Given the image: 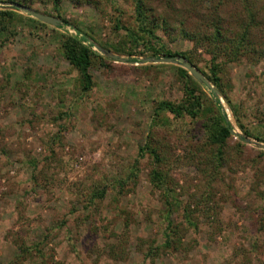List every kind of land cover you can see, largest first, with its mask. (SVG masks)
Returning a JSON list of instances; mask_svg holds the SVG:
<instances>
[{
    "label": "rangeland",
    "instance_id": "obj_1",
    "mask_svg": "<svg viewBox=\"0 0 264 264\" xmlns=\"http://www.w3.org/2000/svg\"><path fill=\"white\" fill-rule=\"evenodd\" d=\"M10 2L65 24L34 22L8 8ZM147 2L170 15V6L187 0ZM1 10L18 14L0 31V264H264V149L241 137L260 141L247 130L264 138V58L224 65L237 113L220 91L234 133L211 189L197 162L199 155L207 159L197 149L209 150L198 136L200 121L155 119L159 100L185 97L184 81L179 65L140 63L151 56L124 42V26L135 27L134 0H61L59 10L52 0H0ZM239 10L229 3L224 12L237 19ZM256 12L255 31L264 43V0ZM76 29L95 51L94 43L120 47L109 50L127 59L98 51L105 64L91 68L96 84L87 94L61 48L60 35L80 37ZM166 44L192 48L180 37ZM206 58L199 56L200 66ZM151 133L183 200L199 204V225L188 228L180 249L146 256L164 231L160 193L149 178L153 158L139 155ZM104 186L106 196L92 201ZM23 244L36 251L16 259Z\"/></svg>",
    "mask_w": 264,
    "mask_h": 264
},
{
    "label": "trees",
    "instance_id": "obj_2",
    "mask_svg": "<svg viewBox=\"0 0 264 264\" xmlns=\"http://www.w3.org/2000/svg\"><path fill=\"white\" fill-rule=\"evenodd\" d=\"M60 1L52 0L57 10H59ZM134 1L135 27L124 26L126 31L124 42L131 44L134 49L143 46V53L150 56L181 55L186 57L222 92L230 104L232 103L228 92L230 82L224 73V65L247 56L264 58L263 39L255 31L260 24V13L256 12L258 0H187L181 8L170 6L173 10V14L170 15H167L165 11L157 12L147 0ZM207 2L209 3L207 4ZM229 3H234L236 7L239 6L244 16L240 13V15H236V19L235 15L230 16L229 13L224 12ZM17 14L13 10H1L0 31L8 29ZM30 18L34 22L45 24L33 17ZM64 21L67 22L65 19ZM117 23L118 29L121 28L119 20ZM64 24L62 23L60 26ZM76 31L81 38L66 33L60 35L61 48L64 57L79 73V85L82 93L87 94L93 90L96 84L91 68L97 62L105 64L106 58L92 48L93 43L88 35L79 29ZM176 37L190 41L192 48L187 50L170 49L166 40L174 41ZM109 49L118 52L124 51L120 47H110ZM201 54L207 57L204 60L205 67L199 65ZM176 68L179 77L184 81L185 97L179 102L159 100L154 111L155 119L169 120L171 125V118L183 120L188 118L195 122L200 121L198 126L200 135L198 133V136L200 139H204L202 143L209 150L197 149L196 153L203 152L207 157L205 161H202L199 155L197 162L207 177V186L215 189L214 184L225 164V149L233 134V125L228 119L219 96L211 91L212 96L210 97L204 90L205 84L200 85L185 68L180 66ZM231 105L236 114V107ZM237 119L239 121V116ZM241 126L243 127L242 124ZM191 130V127L185 128L186 132H191ZM246 132L260 141H264L263 137L251 134L247 130ZM146 154L153 158L154 166L149 178L154 188L160 193V212L164 222L163 242L160 245L151 246L146 255L155 256L161 251L178 250L182 247L183 238L188 228H198L199 222L196 214L199 204L193 200H183L177 191L175 179L172 178L169 170L163 168L165 161L159 146L154 142L152 133L146 144L139 149L140 156ZM106 194V186L97 188L91 194V200L104 198ZM181 214L182 219L179 220L178 216ZM41 244L42 242L36 246ZM19 247L20 254L16 259H24L37 248L25 244ZM39 252L42 253L41 250ZM42 262L44 263V261ZM55 262L60 264V262Z\"/></svg>",
    "mask_w": 264,
    "mask_h": 264
},
{
    "label": "water",
    "instance_id": "obj_3",
    "mask_svg": "<svg viewBox=\"0 0 264 264\" xmlns=\"http://www.w3.org/2000/svg\"><path fill=\"white\" fill-rule=\"evenodd\" d=\"M8 8H11L16 11L24 12L42 22L52 24L54 26H59L61 24V20L55 16L48 15L45 13H42L40 11H37L31 7H28L26 5L17 3V2H10L7 6ZM94 47L96 50L100 51L102 54L105 56L126 62L127 59L121 57L119 54L112 52L111 50L94 43ZM140 63H146V62H152V63H173L177 64L186 70L189 71V73L201 84H205L207 87H209L217 96H220V90L215 87L212 82L197 68L195 67L192 63H190L186 57L181 56V55H176V56H161V57H156V56H151V57H144L139 60ZM234 133V131H232ZM245 139L246 142L255 144L256 146L264 149V143L251 139L246 136H241Z\"/></svg>",
    "mask_w": 264,
    "mask_h": 264
}]
</instances>
